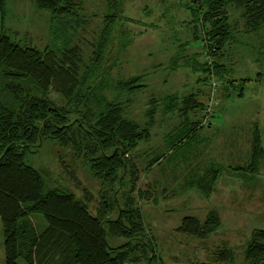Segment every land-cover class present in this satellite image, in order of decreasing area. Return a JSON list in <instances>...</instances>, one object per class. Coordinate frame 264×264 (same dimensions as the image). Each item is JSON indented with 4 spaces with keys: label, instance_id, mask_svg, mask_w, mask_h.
I'll use <instances>...</instances> for the list:
<instances>
[{
    "label": "rangeland",
    "instance_id": "rangeland-1",
    "mask_svg": "<svg viewBox=\"0 0 264 264\" xmlns=\"http://www.w3.org/2000/svg\"><path fill=\"white\" fill-rule=\"evenodd\" d=\"M82 2L85 32H74L66 24L68 20L52 19L49 11L38 7L37 0H6L0 31L6 28L15 41L33 42L41 49L69 46L77 37L87 57L93 52L91 43L98 44L108 26L107 60L113 67L112 78L145 76L146 87L124 98L130 99L128 116L142 124L148 122V111L154 107L151 101H158L150 140L131 154L142 170L139 189L152 191L153 197L138 200L147 235L132 242L127 264H135L131 258L136 255L141 256L140 264H252L246 258L248 242L255 230L264 229V157L257 171L251 168L256 130L264 147V27L246 31L241 11L232 9V39L222 58L227 71L222 77L211 67L205 80L202 65L214 66L215 57L194 37L196 26L202 30L195 0ZM115 13V20L108 22V15ZM196 61L200 67L194 69ZM193 94L204 105L188 108L187 113L182 114L183 105L170 104L169 108L163 103L170 95H177L181 102ZM196 121L198 129L189 136L197 142L183 154L181 146L192 139L178 134L187 122ZM174 136L181 138L180 142L176 139V149L171 143ZM158 155L166 157L150 168ZM25 161L43 176L44 194L51 190L73 194L89 205L93 216H99L101 182L66 144L46 139L37 151L26 153ZM209 185L213 186L210 190ZM212 212L221 223L207 238L179 230L185 217L204 222ZM111 217L115 219L117 214L112 212ZM32 218L38 229L46 227L43 215ZM4 240L0 219V264H6ZM107 240L112 248L127 242L109 229ZM123 249L130 252L126 246ZM223 250L232 254L225 261ZM147 252L149 259L145 258Z\"/></svg>",
    "mask_w": 264,
    "mask_h": 264
},
{
    "label": "trees",
    "instance_id": "trees-1",
    "mask_svg": "<svg viewBox=\"0 0 264 264\" xmlns=\"http://www.w3.org/2000/svg\"><path fill=\"white\" fill-rule=\"evenodd\" d=\"M195 2L199 3L197 20L202 23V30L196 26L194 37L215 57L214 66L206 62L202 65L207 75L205 80L212 68L223 77L227 69L222 58L232 39L231 10L241 11L246 31L258 30L264 27V0ZM37 5L49 11L52 19L68 20L66 24L74 32H85L87 19L81 17L82 0H37ZM5 13L6 0H0V24ZM116 16V13L108 15L107 21L113 22ZM107 27L100 42L91 43L93 52L87 57L77 37L69 46L41 49L33 42L15 41L1 27L0 219L4 226L6 264H127L134 248L132 242L147 235L138 200H150L153 196L152 191L139 189L142 170L131 154L140 143L150 140L158 101H151L154 107L148 111L145 124L128 116L130 99L125 101L124 96L134 94L147 84L144 75L112 78L113 67L107 60ZM194 65V69L200 67L198 61ZM172 67H178L174 59ZM178 100L177 95H170L163 103L169 108L170 104L183 105L182 114L188 108L204 105L196 94L186 96L181 102ZM187 123L178 134L185 135L182 139L191 137L199 126L197 121ZM172 138L176 149L177 138ZM46 139L66 144L76 157L89 164L103 188L99 216H93L89 205L73 194L59 190L44 194V178L26 163L25 155L37 151ZM191 139L181 146L183 154L197 142L194 137ZM252 145L251 168L255 172L264 157L258 130ZM163 157L154 156L149 167ZM212 187L209 185L208 190ZM112 212L117 214L115 219L111 217ZM35 214L46 219L44 229H38L32 218ZM220 223L219 215L213 212L204 222L187 216L179 230L207 238ZM108 229L112 235L127 238L126 244L110 247ZM125 246L130 252L123 249ZM148 246L152 252L153 246L149 243ZM220 253L225 256L222 261L232 255L229 250ZM148 257L147 252L145 258ZM246 258L252 264H264V229L253 232ZM131 261L140 264L141 256L136 255Z\"/></svg>",
    "mask_w": 264,
    "mask_h": 264
}]
</instances>
